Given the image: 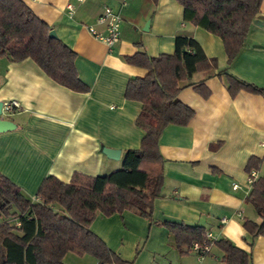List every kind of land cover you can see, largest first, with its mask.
<instances>
[{"label":"crops","instance_id":"0c3cea01","mask_svg":"<svg viewBox=\"0 0 264 264\" xmlns=\"http://www.w3.org/2000/svg\"><path fill=\"white\" fill-rule=\"evenodd\" d=\"M23 1L75 48L79 77L90 89L65 87L33 58L15 61L0 54V101L20 104L3 110L16 126L0 131V173L37 200V189L50 174L70 181L76 172L97 175L121 167L125 151L138 148L145 133L135 122L141 103L127 99L125 90L130 77L148 73L146 66L125 56L140 49L152 56L174 52L176 35L186 32L201 43L207 56L216 57L217 64L180 81L203 80L210 94L202 96L188 84L178 92L196 113L184 125L170 122L160 134L165 169L162 195L153 202V221L128 209L98 212L90 229L132 264H224L217 243L203 255L193 247L182 252L160 220L203 224L214 238H230L246 249L250 264H264V234L252 237L243 225L245 217L262 220L246 202L252 183L245 167L256 154L263 159L255 168L258 176L264 172V94L240 89L233 97L224 76L216 74L228 69L264 89V0L231 63L223 39L186 21L178 0ZM106 6H113L123 18L122 34L112 47L88 28L95 25L105 32L97 17ZM104 145L119 148L121 155L110 158ZM66 252V264H103L89 253Z\"/></svg>","mask_w":264,"mask_h":264},{"label":"trees","instance_id":"16d2710c","mask_svg":"<svg viewBox=\"0 0 264 264\" xmlns=\"http://www.w3.org/2000/svg\"><path fill=\"white\" fill-rule=\"evenodd\" d=\"M183 3L186 21L209 29L225 42L231 63L245 43L254 16L263 0H178ZM48 21L42 20L23 0H0V54L10 59L33 58L58 83L71 89L87 91L89 85L80 79L76 68L75 48L61 37H51ZM174 52L149 55L145 49L127 54L125 59L144 65L147 72L130 77L126 98L141 103L136 124L144 130L138 148L125 151L123 164L104 174H73L62 181L54 174L46 176L37 189V200L29 198L21 187L0 173V264H66V251L95 255L101 263L132 264L120 257L102 237L90 229L98 214L131 210L153 221L155 198L160 197L163 180V154L159 137L173 122L184 125L196 111L178 97L184 85H193L202 96L210 89L204 81L180 84L201 70L216 67V57L207 56L201 43L180 32ZM225 78L231 96L240 89L264 94L253 81L223 69L216 73ZM263 159L253 154L245 167L248 172L262 165ZM246 202L253 204L262 220L245 217L243 225L252 237L264 234V172L251 185ZM175 235L176 244L189 250L195 241L207 238L203 224L160 220ZM223 251L224 264H250L248 251L227 237L208 239Z\"/></svg>","mask_w":264,"mask_h":264},{"label":"built area","instance_id":"2783aa9c","mask_svg":"<svg viewBox=\"0 0 264 264\" xmlns=\"http://www.w3.org/2000/svg\"><path fill=\"white\" fill-rule=\"evenodd\" d=\"M69 7H73L71 6V3L69 4ZM122 20L123 18H121L120 12L114 9L113 6H106L102 9L97 17V23L104 24L105 32L99 28H96L95 25H89L88 28L95 37L104 40L108 46L112 47L117 40L119 41L120 35L122 34L120 29ZM19 105L20 104L17 101L10 99L4 103L3 110L14 109ZM248 177L249 183H252L254 179L258 177V171L255 168L252 169ZM233 186L236 188L238 184L234 183ZM207 233V238H205L202 243L195 241L191 246L194 248V250L198 251L200 255H203L206 250L210 249L211 242H209L208 239L214 238L212 232L207 231Z\"/></svg>","mask_w":264,"mask_h":264},{"label":"water","instance_id":"95a60500","mask_svg":"<svg viewBox=\"0 0 264 264\" xmlns=\"http://www.w3.org/2000/svg\"><path fill=\"white\" fill-rule=\"evenodd\" d=\"M49 35L51 37H58L59 34L56 33V30L51 28L49 30ZM3 107H4V104L2 101H0V131H4V130H7L9 128H14L16 126V123L13 121L12 118L10 117H7L5 118L4 115H3ZM102 150L107 154L109 155L110 158H117L119 157L121 154H120V149L119 148H110L108 146H103Z\"/></svg>","mask_w":264,"mask_h":264}]
</instances>
